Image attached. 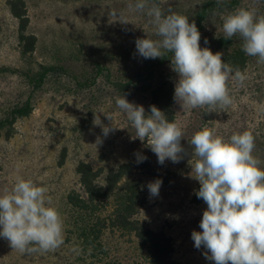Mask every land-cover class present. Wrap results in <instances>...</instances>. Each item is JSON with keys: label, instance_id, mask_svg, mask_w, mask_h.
Here are the masks:
<instances>
[{"label": "rangeland", "instance_id": "374dc122", "mask_svg": "<svg viewBox=\"0 0 264 264\" xmlns=\"http://www.w3.org/2000/svg\"><path fill=\"white\" fill-rule=\"evenodd\" d=\"M8 1L0 0V120L27 101L33 112L17 120L11 138H6V130L2 132L0 191L10 189L18 176L46 186L64 221V244L48 253L25 254L14 251L0 237V264H149L147 246L135 235L116 229L106 230L96 251L84 248L75 232L81 215L68 201L72 193L84 195L77 173L81 162L104 171L130 163L133 176L143 182L136 220L146 229L164 232L173 240L176 261L214 264L205 258L206 249L195 248L191 238L194 230L202 231L199 224L207 208L195 195L199 182L189 176L191 156L179 163L167 160L160 165L146 142L135 138V130L115 104V97L123 93L114 83L132 80L143 68L136 39H157L148 18L128 10V4L135 0H24L30 18L28 34L37 37L36 51L28 56L22 55L18 21L12 16ZM209 1L217 0H157L164 8L187 16L190 22ZM226 1L230 0L222 3ZM253 3L254 0H241L239 6ZM255 6L264 13V0ZM231 9L234 8L217 7L210 13L200 41L202 48L222 52L225 62L228 53L215 48L216 41L224 37L222 22L215 13ZM112 11H123L129 23H120L110 15ZM232 39L234 47H241L239 37ZM170 64L162 71L175 86L178 76ZM44 68L54 70L42 86L36 87L31 79L38 78ZM244 70L248 76L245 86L230 82L234 103L226 109L183 111L174 102L175 121L184 131L181 143L189 153L188 140L207 123L226 139L234 132L251 131L255 138L253 154L264 161V65L248 56ZM134 82L126 98L150 113L149 93L135 79ZM108 114L113 122L105 116ZM96 116L100 126L94 125ZM112 123L117 128L104 137L102 127H111ZM98 137L102 141L99 144ZM137 153L147 159L137 163ZM102 179L99 183L104 185ZM156 179L163 183L159 196L153 198L147 184ZM115 206L114 199L104 202L93 219H108Z\"/></svg>", "mask_w": 264, "mask_h": 264}, {"label": "clouds", "instance_id": "9594fccd", "mask_svg": "<svg viewBox=\"0 0 264 264\" xmlns=\"http://www.w3.org/2000/svg\"><path fill=\"white\" fill-rule=\"evenodd\" d=\"M253 5L238 6L215 13L224 39L239 37L242 51L264 65V13ZM222 3V0H217ZM128 10L148 18L157 39L137 38V54L144 59L164 58L171 53L170 67L178 76L174 100L183 111L207 108L216 112L233 105L230 82L245 86L246 70L223 60V53L201 47V33L196 23L157 0H135ZM120 23L128 24L123 11H112ZM208 41L205 40V44ZM116 107L126 116L139 139L163 165L179 163L190 155V178L199 182L195 191L207 205L199 228L191 238L197 249L205 248V258L214 264H264V161L253 153L255 138L251 131L234 132L229 138L216 133L206 123L192 134L189 153L182 146L184 131L155 105L150 113L143 105L129 102L126 94L115 97ZM113 122L110 114L105 115ZM98 116L94 125L98 124ZM117 127L103 126L107 137ZM97 138V144L101 143ZM137 163L147 157L137 153ZM163 181L147 184L150 197H158ZM46 186L17 177L14 185L0 191V237L14 251L25 254L48 253L64 244V221ZM77 252L76 248L72 249Z\"/></svg>", "mask_w": 264, "mask_h": 264}, {"label": "trees", "instance_id": "16d2710c", "mask_svg": "<svg viewBox=\"0 0 264 264\" xmlns=\"http://www.w3.org/2000/svg\"><path fill=\"white\" fill-rule=\"evenodd\" d=\"M241 0H230L218 4L217 1L206 2L197 17L191 22H195L201 33L205 28V23L210 13L218 8L238 7ZM8 6L12 16L18 21L19 41L22 47V55H33L36 51L37 37L28 34L30 18L28 16L27 5L24 0H10ZM201 41V40H200ZM235 40H226L220 37L215 48L222 50L227 54L226 61L234 67L238 66L242 71L247 65L248 56L242 51V48H236ZM229 49H232L229 52ZM172 54L166 53L164 58L144 59L142 58L143 68L135 77L128 82L114 83V87L121 93H129L134 86V79L137 83L143 85V91L149 93L151 101L150 106L155 105L164 112L169 121L175 120L173 111L175 86L169 75H165L163 67L170 63ZM53 68H44L39 73L38 78H32L36 87L44 84L47 76L53 71ZM99 71H102V69ZM80 87L85 85L79 84ZM149 106V109H150ZM33 112V106L30 101L25 105L16 107L12 110L9 117L0 120V138L2 132L6 130V138L13 136V126L19 118L30 116ZM66 152V151H65ZM66 153L63 154L61 164H63ZM80 176V184L84 189V195L72 193L68 197L69 204L79 211L81 217L79 226L76 228L77 236L84 248L96 251L101 246V239L108 228L119 230L125 233L135 235L144 246L148 248L149 264H182L174 259L173 240L164 232H155L146 229L136 220L141 202V193L143 182L135 178L132 174V165L122 164L116 169L104 171L102 169L94 170L93 167L85 162H81L77 168ZM157 177V175H154ZM103 178V179H102ZM100 179L104 185L99 183ZM115 200L116 206L111 217L108 219H93L104 202Z\"/></svg>", "mask_w": 264, "mask_h": 264}]
</instances>
